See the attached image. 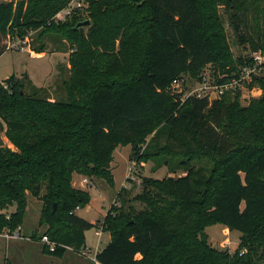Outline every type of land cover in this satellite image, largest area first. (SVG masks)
<instances>
[{"label":"trees","instance_id":"1","mask_svg":"<svg viewBox=\"0 0 264 264\" xmlns=\"http://www.w3.org/2000/svg\"><path fill=\"white\" fill-rule=\"evenodd\" d=\"M73 1L0 0V55L9 38L42 26L65 39L70 70L62 101L38 97L43 88L27 92L14 76L0 82V129L13 146L0 147V210L14 207L9 219L0 214V232L22 224L30 195L42 203L44 235L69 248L43 247L57 258L80 253L85 232L102 227L110 241L98 264L264 262V63L247 84L261 96L246 106L241 90L180 100L172 87L207 70L223 84L253 64L252 53L264 56V0H78L89 12L86 30L75 28L86 21L77 16L52 21ZM221 8L246 54H232ZM125 145L132 161L184 174L144 177L131 199L121 187L119 204L94 224L78 217L91 198L73 187V175L112 187L113 152ZM215 224L240 232L233 253L208 243L205 228Z\"/></svg>","mask_w":264,"mask_h":264},{"label":"rangeland","instance_id":"2","mask_svg":"<svg viewBox=\"0 0 264 264\" xmlns=\"http://www.w3.org/2000/svg\"><path fill=\"white\" fill-rule=\"evenodd\" d=\"M9 1L16 2L17 0H5V2ZM88 14L89 12L86 7L79 8V10L72 13L68 21H71L74 16L89 20ZM219 14L224 20L223 27L226 31L227 41L232 54L235 57L246 54L248 52L247 49L237 44L231 28L227 24V19L223 14L222 8L219 9ZM86 28L87 26L83 27L84 30H86ZM42 44L45 47V51L42 53H35L33 48ZM9 45L13 47L5 50L0 55V82L3 86L5 83L2 82L10 76H14L18 82L26 86L27 92H30L31 87L43 88V90L37 94L38 97L53 101L65 100L63 84L64 82H68L70 70L68 67L69 51L67 50L66 41L62 36L55 33H43V28L40 26L29 32L27 43L23 45V49H18L20 42L16 39L12 40L9 38ZM32 53L35 54L33 55ZM208 75L209 70L206 72L207 77ZM247 86L248 85H245L241 89L239 102L242 106L248 105L252 99H258L262 93L257 86L252 89H249ZM148 139L149 138H147V140ZM0 140L3 142L1 147L13 149V146L8 142L2 129H0ZM142 149L144 148L142 147ZM130 158V145L118 146L114 150L113 160L110 163V171L113 178L112 187L103 179H90V185L83 183L82 180L84 177H76L73 179L72 183L80 181L81 186H83L81 190L88 192L91 198L90 203L85 208L75 209V213L78 217L96 223L97 220L104 218L113 204H119L117 193L121 187L126 188L128 191L127 198L131 199L135 195L141 193V180L144 177L161 179L167 176L177 177L184 174L183 169L180 168H175V172L170 173L171 171L169 168L164 165L156 166V163L153 161H132ZM201 163H203V160H201ZM76 187L79 188L80 186L76 185ZM132 205L137 210L143 208V204L138 202H134ZM41 206L42 203L39 199L30 195L27 196V207L23 222L16 229H19L21 234L26 238L29 237V239H4L0 237V264H7L6 262L8 260L10 264H40L36 252L39 254L42 252L43 246L39 238L47 229L46 226L39 225ZM6 212L12 214L14 212V207L7 209ZM96 230L97 228L94 227L85 232V248L89 251L90 258L95 255L96 246L97 248H102L105 243V235L98 240V237L95 235ZM4 232H6V229L2 230L0 233ZM205 232L207 234L208 243L214 248L228 250L230 253H233L238 246L240 237V232L238 231L230 232L224 226L215 224L206 227ZM33 233H37L38 239L32 238ZM27 243L32 246L30 248H32L33 252L31 251V253L24 256L25 258L21 256L15 260L10 258L11 255L16 258L19 250L23 253L24 249L22 246H26ZM66 252L69 254L72 251L66 250ZM54 264H57V262ZM58 264L70 263L64 261ZM259 264H264V262H260Z\"/></svg>","mask_w":264,"mask_h":264},{"label":"built area","instance_id":"3","mask_svg":"<svg viewBox=\"0 0 264 264\" xmlns=\"http://www.w3.org/2000/svg\"><path fill=\"white\" fill-rule=\"evenodd\" d=\"M85 7L83 6L81 1L74 0L71 2L66 8L58 11L52 18L54 22H65L68 20L74 9H79ZM20 46L18 47L19 50L23 49V45H26L27 38L25 40L20 41ZM13 47L9 45L7 49ZM251 59L253 60V64L247 65L242 67L239 70L237 76H234L227 82L223 84H217L211 80L208 76H202L201 80L197 82H189L186 77H181L175 79L172 82V87L176 91V93L181 94L180 100H184L189 97H197V98H207L209 101L220 98L227 92H234L236 90H241L245 85L249 84L253 80L255 76L261 74L262 67L261 64L264 63V56L261 55L260 52H254L251 54ZM190 84V85H189ZM83 183L86 185H90L91 183L84 178ZM2 211V212H1ZM0 214H3L6 219L10 218V215L6 210H1ZM102 232V227H99L97 231H95L96 236H100ZM0 237L4 239H29V237H25L21 234L19 229L14 231L6 230L4 233H0ZM40 243L43 247H45L49 252H54L58 247L67 248L63 245L57 244L56 242L52 241L48 236L41 235L39 238ZM69 249V248H67ZM85 250H82L80 253H84ZM96 254V253H95ZM92 264H98L95 259V255L90 258Z\"/></svg>","mask_w":264,"mask_h":264},{"label":"crops","instance_id":"4","mask_svg":"<svg viewBox=\"0 0 264 264\" xmlns=\"http://www.w3.org/2000/svg\"><path fill=\"white\" fill-rule=\"evenodd\" d=\"M32 54L34 55L35 53H32ZM68 67H69V64H68ZM76 177L83 178V176H81V175L74 174L73 175V179H75ZM88 181L90 182V179ZM72 185L75 188H78V187H76V185L80 186L78 189H82L83 188V186H81L80 181H76V183L73 182ZM85 220L90 222V223H92V224H94L93 221H89L87 219H85ZM99 220H102V218L99 219ZM99 220H97V221H99ZM97 230H98V228H97ZM104 235L106 237L105 238V243H104V246H105L110 241L109 233L102 231L101 235L97 236V237H98V240H99ZM27 245L26 246H22V248L24 249L23 253H21V250H19L18 253H17L16 258L13 257L12 255L10 256V258H12L13 260L17 259L19 256L25 258L24 256H26L27 254L31 253V251H32V248H30L32 246L29 243H27ZM102 248H99V247L97 248V246H96V252L100 251ZM83 250H85V252L84 253H79V254L75 253V252H70L69 254H67L68 252H65L61 258H57V257H54V256H48L49 254L46 255L45 253L43 254L42 252H40V254L38 252H36V254L38 255V259L40 261V264H54L56 262L58 264V263H61V262H64V261H67L70 264H92L91 260H90V256H89V251H87L86 248H84ZM6 263L10 264V261L8 260Z\"/></svg>","mask_w":264,"mask_h":264},{"label":"water","instance_id":"5","mask_svg":"<svg viewBox=\"0 0 264 264\" xmlns=\"http://www.w3.org/2000/svg\"><path fill=\"white\" fill-rule=\"evenodd\" d=\"M89 25V21H83V22H79L75 28H80V27H85ZM3 142L0 140V147L2 146Z\"/></svg>","mask_w":264,"mask_h":264}]
</instances>
